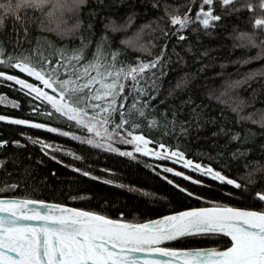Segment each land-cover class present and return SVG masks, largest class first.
Here are the masks:
<instances>
[{
    "label": "snow or ice",
    "instance_id": "obj_1",
    "mask_svg": "<svg viewBox=\"0 0 264 264\" xmlns=\"http://www.w3.org/2000/svg\"><path fill=\"white\" fill-rule=\"evenodd\" d=\"M100 2L103 3V0ZM86 3L87 0H24L23 5H17L15 14H11L10 0L0 3V7L10 10L0 19L4 20L7 15L12 16L15 21L21 23L24 32V35L20 36V30L13 26L16 33V39L13 41L16 50L13 52H6L3 42L0 41V64L6 65V70L0 71V78L19 85L28 96L46 102L52 109L49 115H55L57 119L66 118L70 124L86 132V135H76L72 131H64L61 127L37 123L33 119L14 115H0V121L48 129L52 133H62L65 137H72L96 148H105L117 153L121 152V149L114 147L112 142L120 140L124 144L134 146L133 151H124L122 153L124 156H133L135 152L174 159L185 168H194L196 172L215 181L235 186L237 189L241 188L239 181L225 174L223 169H217L211 163L195 162L192 158H187L186 152L181 150L179 144L167 145L160 139L153 140L150 131L143 130L147 127L149 130L157 129L166 134L169 128L174 131L179 124L180 132L187 136L190 129L200 130L205 123H215L214 117L209 118L202 110H198L202 106L197 104L191 95L182 100L179 106L166 104V98L174 96L178 89L190 91V86L197 78V72L183 73L177 78L175 86L167 90L165 99L160 98L162 80L167 74L168 64L172 58L166 51L167 41L160 47L159 52L155 53L151 51L155 47L152 40H143L144 29L156 31L152 26L153 22L142 25L134 33L137 37L134 41L136 46L151 55L152 59L136 56L134 63L121 59L124 50L112 48L111 37L106 31L96 40V46L90 56L87 48L91 41L84 35H81L78 45L71 47L56 45L52 40L39 34L35 37V43L29 41L28 48L21 46V42L29 34L28 27L24 26V18L19 14L22 9L32 8L41 13L42 18H28V23L36 20L38 29L75 36L82 24L78 13L81 6ZM151 3L153 7H160L157 0H151ZM203 5L204 7H200L193 17L188 12L180 13L179 5H169L165 0L163 15L158 16L154 23L159 27L161 36L167 37L168 27L160 25L167 17L169 25L178 26L179 39L184 40L186 39L184 30L192 24L198 22L206 29L210 21L221 19V16L214 12L213 0H203ZM220 5L221 8L228 7L230 11L247 8L252 12L258 6L264 14V0H258V5L251 2L238 4L237 0H220ZM233 5L236 7H232ZM73 16L76 17L75 21L70 22ZM45 19L48 24L54 19L55 27H48ZM133 19V13H129L123 23L108 16L103 27L105 30L111 28L113 32L120 31L127 28ZM87 27L89 30L92 28L91 21ZM234 40L239 41L234 43V47L258 49L255 56L247 57L239 61L240 63L264 57V19H255L253 30L237 33ZM173 51L178 62L186 63L179 52ZM188 51H191V48ZM202 55L206 56L207 52H203ZM199 59L197 56L196 60ZM204 67L203 64L199 65V71L202 72ZM7 69H18L20 73L34 77L36 82H30L19 74H10ZM256 75H264V69L250 70L239 79H226L223 90L216 98L220 99V96L226 95ZM214 91L210 89L208 95H213ZM231 107L236 113L238 123L251 120L264 127V109L254 108L247 115H242L239 104H233ZM185 108L187 119H181L180 114ZM227 132L232 133L228 137L230 141H237L241 136L240 132L225 129L223 124L211 135ZM249 134L250 130H246L245 138L240 139L239 143L244 144ZM34 142L39 143V138ZM7 143L8 141L0 139V146ZM11 143L19 145L21 142L13 140ZM150 143H155L157 147L150 148ZM47 147L49 145L44 144L42 151ZM248 151L250 149L245 148L241 153V149L236 148L229 155L235 157ZM70 154L76 159H81L75 152ZM51 159L57 160L58 157L51 155ZM4 163L5 161L0 159V166ZM67 166L74 168L76 172H82L84 176H93L91 171H84L73 164ZM165 171L175 173L197 185L205 182L186 175L184 171H177L174 167H166ZM257 172H264V165L258 162L246 174L249 182H254V174ZM94 178L103 179L100 176ZM164 179L175 184L176 188L188 196H197L196 193L169 180L167 176H164ZM105 182L114 183L113 180ZM18 186L17 183H13L4 187L14 189ZM247 190L245 188V191ZM198 198L205 199L204 196ZM254 199L258 200V205L238 207L217 202L211 207L170 210L167 215L135 222L127 219L122 212L119 218H112L102 211L70 207L65 203L32 199L27 196L8 198L0 196V264H264V181L261 188L254 191ZM219 234L230 238L226 246L204 248L162 246V242H173L177 238L209 237Z\"/></svg>",
    "mask_w": 264,
    "mask_h": 264
},
{
    "label": "trees",
    "instance_id": "obj_2",
    "mask_svg": "<svg viewBox=\"0 0 264 264\" xmlns=\"http://www.w3.org/2000/svg\"><path fill=\"white\" fill-rule=\"evenodd\" d=\"M166 2L173 6L179 5L180 13L188 12L193 17L203 5V0H166ZM246 2L258 5V0H237L238 4ZM0 3H5V0H0ZM157 3L160 4L158 8L152 6L151 0H103V3L100 0H87L78 13L82 24L79 33L75 36L38 29L36 20L28 23V18H42L41 13L32 8H24L19 14L24 18V26L28 27L29 34L21 42V46L28 48L29 41L35 43V37L39 34L52 40L56 45L71 47L78 45L81 35H84L91 41L87 48L90 56L96 46V40L102 32L106 31L111 37L112 48L124 50L121 59L134 63L136 56L152 59L151 55L136 46L134 41L137 37L134 33L142 25L153 22L152 26L156 28V31L150 32L144 29L143 40H152L155 47L151 51L155 53H158L160 47L167 41L166 51L172 58L168 64L167 74L162 80L160 98L165 99L167 90L175 86L177 78L183 73L197 72V78L190 86V91L178 89L174 96L166 98V104L179 106L182 100L191 95L195 102L202 106L198 110H202L209 118L214 117L215 123H205L200 130L190 129L187 136L180 132L179 124L174 131L169 128L166 134H162V131L157 129L149 130L147 127L143 130L150 131L153 140L160 139L167 145L179 144L181 150L186 152L187 158H192L195 162L211 163L215 168L223 169L225 174L239 181L241 188L222 184L196 172L194 168H185L182 163L166 157L148 156L142 153L134 156L135 158L124 156L82 143L72 137H65L62 133H52L48 129L0 121V139L8 141L7 144L0 146V159L5 161L0 166V195L27 196L67 203L86 210L102 211L112 218H119L122 212L132 221L153 218L170 210L213 205L217 202L239 207L258 205V200L254 199V191L261 188L264 172L255 173L254 182H249L246 174L257 162L264 165V148L261 147L264 146V127L251 120L238 123L231 105L239 104L242 115H247L254 108L264 109V75L254 76L246 83L230 90L226 95L220 96V99L216 97L223 90L226 79H239L250 70L264 69V57L248 60L246 63L239 62L247 57L255 56L258 51L256 47L233 46L234 43H239L238 40H234L237 33L251 32L253 21L257 18L264 19V14L258 6L254 12L247 8L230 11L228 7L221 8L220 0H213L214 12L219 14L221 19L212 21L206 29L198 22L192 24L184 30L186 39L181 40L178 35V26L169 25L167 17L160 22V25L168 27V35L161 36L159 27L154 21L158 16L163 15L165 0H157ZM89 13L92 14L89 15ZM129 13L134 14V19L127 28L116 32H113L111 28L104 29L103 25L107 22L108 16L123 23ZM101 17L105 19L102 20ZM75 18L73 16L70 22H74ZM89 21L92 23L90 30L87 27ZM55 23L53 19L52 23L48 24L45 19L48 27H55ZM14 25L20 30V36H23L21 23L15 21L10 15L4 17V25L0 28V41L3 42L6 52L16 50L13 43L16 39ZM193 29L196 30L193 31ZM189 48L191 51H188ZM173 50L179 52L186 63L178 62ZM205 51L206 56L202 55ZM197 56L200 57L198 61ZM201 64L205 65L202 72L199 71ZM2 70H6V65L0 64V71ZM7 70L10 74H19L30 82H36L34 77H28L27 74L20 73L18 69ZM210 89L215 90L211 96L208 95ZM0 95L9 101H0V115L33 119L37 123H48L53 127H61L64 131H72L76 135H86V132L70 124L66 118L57 119L55 115H49L52 109L46 102L28 96L19 85L5 78H0ZM180 115L181 119H187V109L185 108ZM221 124L225 129L240 132V138L237 141H230L228 137L232 134L231 132L212 136L211 133L217 131ZM246 130H250L249 138L244 144H240L239 140L245 138ZM37 138L39 143L34 142ZM13 140H20L21 143L13 144L11 143ZM44 144L49 147L42 151ZM149 147L155 148L157 145L150 143ZM236 148H240L241 153L245 148L250 151L235 157L229 155ZM71 152H75L81 159L73 157ZM51 155L57 156L58 159H51ZM69 164L84 171H91L93 176H84L82 172H76L74 168L68 167ZM166 167H174L177 171H184L186 175L205 182L197 185L175 173L166 172ZM95 176L103 179L97 180ZM164 176L180 184L182 188L196 193L197 196H188L181 189L176 188L175 184L165 180ZM107 180H113L114 183L108 184L105 182ZM13 183L19 186L14 189H5V185ZM245 188L248 190L245 191ZM199 196H204L205 199L201 200ZM227 243L228 239L220 235L192 236L176 241L172 247H202Z\"/></svg>",
    "mask_w": 264,
    "mask_h": 264
},
{
    "label": "water",
    "instance_id": "obj_3",
    "mask_svg": "<svg viewBox=\"0 0 264 264\" xmlns=\"http://www.w3.org/2000/svg\"><path fill=\"white\" fill-rule=\"evenodd\" d=\"M174 160V159H173ZM176 161V160H175ZM0 196H3V197H5V198H8V197H18V196H10V195H0ZM32 199H34V198H32ZM47 201H49V202H55V203H61V202H56V201H50V200H47ZM65 204H67V203H65ZM67 205H69L70 207H76V206H74V205H71V204H67ZM32 207H35V205H31ZM211 206H213V205H211V204H207V205H197V206H191V207H211ZM239 207V206H238ZM184 208H182V209H179V210H183ZM179 210H176V211H179ZM168 213H165V214H162V215H167ZM162 215H159V216H162ZM158 216H156V217H153V218H149V219H146V220H150V219H155V218H157ZM143 220H140V221H135V222H142ZM31 223H36L35 221H30ZM220 236H223V234H219ZM189 237H192V236H189ZM185 238H188V237H185ZM185 238H177V240L176 241H179V240H181V239H185ZM225 238H227V237H225ZM228 239V241H229V239L230 238H227ZM176 241H173V242H162V246H167V247H172V244L173 243H175ZM227 244H222V245H212V246H220V247H223V246H226ZM212 246H202V247H190V248H204V247H212ZM140 255H143V254H140ZM162 258V257H161Z\"/></svg>",
    "mask_w": 264,
    "mask_h": 264
},
{
    "label": "rangeland",
    "instance_id": "obj_4",
    "mask_svg": "<svg viewBox=\"0 0 264 264\" xmlns=\"http://www.w3.org/2000/svg\"><path fill=\"white\" fill-rule=\"evenodd\" d=\"M201 7H204V5H202ZM212 21H210L211 23ZM43 86V85H40ZM0 101H5V102H9L5 97H3L2 95H0ZM114 147L120 148L121 152H119L120 154H122L124 151H133L134 146L133 145H129V144H124L122 141L120 140H114L113 142ZM105 149V148H103ZM107 150V149H106ZM117 153V152H116ZM138 154L140 153H135L133 152V157L134 156H138Z\"/></svg>",
    "mask_w": 264,
    "mask_h": 264
},
{
    "label": "clouds",
    "instance_id": "obj_5",
    "mask_svg": "<svg viewBox=\"0 0 264 264\" xmlns=\"http://www.w3.org/2000/svg\"><path fill=\"white\" fill-rule=\"evenodd\" d=\"M10 4H11V14H15V9L17 8V5H23L24 4V0H10ZM0 9H2V11H0V17H2L5 12H9L10 10L8 8H4V7H0ZM4 25V20L0 19V28H2Z\"/></svg>",
    "mask_w": 264,
    "mask_h": 264
}]
</instances>
